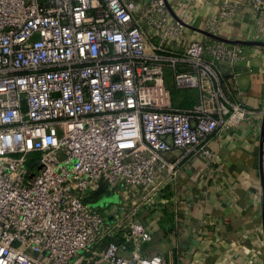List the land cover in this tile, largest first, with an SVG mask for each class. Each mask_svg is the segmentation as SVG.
Masks as SVG:
<instances>
[{
  "label": "built area",
  "instance_id": "built-area-1",
  "mask_svg": "<svg viewBox=\"0 0 264 264\" xmlns=\"http://www.w3.org/2000/svg\"><path fill=\"white\" fill-rule=\"evenodd\" d=\"M168 2L184 22L205 14L216 35L249 10L246 40L264 42V0ZM169 14L164 0H0V264H163L160 254L121 256L114 241L96 250L117 222L87 199L122 184L155 195L164 153L197 149L213 160L206 138L252 113L224 100L197 116L172 107L166 64L192 62L199 75L179 69L175 81L196 88L218 63L251 58L206 35L186 39L180 55L148 52L150 30L185 39ZM261 163L264 191V143ZM144 234L136 225L124 237Z\"/></svg>",
  "mask_w": 264,
  "mask_h": 264
},
{
  "label": "crops",
  "instance_id": "crops-1",
  "mask_svg": "<svg viewBox=\"0 0 264 264\" xmlns=\"http://www.w3.org/2000/svg\"><path fill=\"white\" fill-rule=\"evenodd\" d=\"M249 12L244 10L247 16L243 17V13L237 18L242 25L232 23L233 30L252 29ZM204 16L197 13L188 17L186 23L190 27H185L182 40L170 38L164 42L157 32L150 30L147 51L152 52V47L158 46L161 47L158 52L180 55L166 49L185 48L186 39L204 37L194 29H205ZM254 51L249 52V65L218 63L216 77L211 80L202 77V85L196 88H180L175 81L179 69L199 75L192 62L181 61L176 68L165 65L166 86L174 109L196 110L197 116L203 110H214L224 100L227 104L243 102L252 113L239 127H218L206 138L214 153L213 160L197 149L164 153L167 166L157 173L158 190L150 196L151 206L146 203L145 193L123 184L113 191L118 199L114 202L107 199L97 205L110 223L117 214L129 212L134 216L133 224L145 230L144 238L136 245L125 241L127 247L119 250L121 256L160 254L163 264H264L261 163L264 53ZM169 164L175 166V174L169 170ZM89 199L94 201L92 194ZM102 242L96 250L105 247L106 243Z\"/></svg>",
  "mask_w": 264,
  "mask_h": 264
},
{
  "label": "rangeland",
  "instance_id": "rangeland-1",
  "mask_svg": "<svg viewBox=\"0 0 264 264\" xmlns=\"http://www.w3.org/2000/svg\"><path fill=\"white\" fill-rule=\"evenodd\" d=\"M175 12V11H174ZM170 13V12H169ZM175 14L179 17V15L175 12ZM169 15H171V18H173V19H175V21H178L171 13L169 14ZM244 16H247V14H243V17ZM181 18V17H180ZM189 20V19H188ZM181 23V22H180ZM234 25H237V24H241V22H240V19H236V20H234ZM182 24V23H181ZM183 25V27H184V29H186L185 27H186V25H184V24H182ZM242 25V24H241ZM239 26V25H238ZM189 27V26H188ZM234 27L232 26V29H233ZM183 29V30H184ZM232 29L231 30H229L228 32H223V31H221L218 35L219 36H222V37H226V38H229V39H232V40H234V39H242V40H246V37L249 35V31H247V30H240V31H242V33L240 32V31H238V30H233L232 31ZM202 30H206V29H202ZM250 30V29H249ZM206 31H208V30H206ZM202 35H206V34H204V33H202ZM207 37H209V38H212V37H210V36H208V35H206ZM212 39H214V38H212ZM225 43H227V42H225ZM230 44H233V43H230ZM239 45H241V46H243V47H245V52L247 53V54H249V52H252V49H254L255 51L254 52H262V53H264V46H247V45H242V44H239ZM163 48V47H162ZM166 49V48H165ZM184 47L182 48V46L179 48V49H166V50H168V51H173L174 53H180V54H182L183 53V51H184ZM164 54H167V55H171V53H166V52H163ZM239 63H241V62H239ZM238 63V64H239ZM221 65H223V64H226V65H228L227 63H220ZM216 72L218 73V69L216 68ZM107 190H108V188H106ZM108 192L110 193L111 191H109L108 190ZM114 192L112 191L111 193H110V197L108 198V200H107V202H114V200H115V198L116 199H118V196H115V194H113ZM146 197V196H145ZM150 198L151 197H147L146 198V200H147V204L149 205V206H151V201H150ZM129 203H130V201H129ZM128 203V204H129ZM129 205H131V203L129 204ZM123 214V213H122ZM134 221H135V219H134V216L133 215H131V213H129V212H126V213H124L123 215H121V214H117L116 215V217H114V219H113V222H111V223H116L117 222V226H115V227H113L112 228V232L110 233V235L108 236H106L104 239H103V242L104 243H108V242H106V240H109V242H112V241H114V242H116V243H118L120 246H122V248H120V249H125V247H127V244H125V241H127L126 240V237H124V233H127V234H130L131 233V226H136V224H133L134 223ZM119 224H120V226H119ZM102 242V243H103ZM137 242V241H136ZM127 243H133V244H135V241H134V238L133 237H131V241H127ZM96 249V248H95ZM77 264H92V262H88L87 260H83V258H80L79 259V261L77 262Z\"/></svg>",
  "mask_w": 264,
  "mask_h": 264
},
{
  "label": "water",
  "instance_id": "water-1",
  "mask_svg": "<svg viewBox=\"0 0 264 264\" xmlns=\"http://www.w3.org/2000/svg\"><path fill=\"white\" fill-rule=\"evenodd\" d=\"M167 7H168V10L169 12L179 21L181 22L182 24L186 25V26H189V24H187L186 22H184L183 20H181V18H179L173 8L171 7L170 3L168 2V0H164ZM196 29L197 31L201 32V33H204L214 39H217V40H220V41H224V42H227V43H233V44H242V45H247V46H264V42L263 41H256V40H242V39H229V38H226V37H222V36H219V35H216L214 33H211L209 31H206V30H202V29H198V28H194ZM263 143H264V121H263V137H262V143H261V146H263ZM263 178V177H262ZM101 196V198H100ZM92 197L94 198V201L92 199H87V202H89L91 205L93 206H97L98 204H101L102 201H105L107 200L109 197H110V193L108 192V190L106 189L105 186H100L97 190H95L93 193H92ZM97 198H99V201L97 200ZM98 201V202H97ZM263 225H264V213H263Z\"/></svg>",
  "mask_w": 264,
  "mask_h": 264
}]
</instances>
